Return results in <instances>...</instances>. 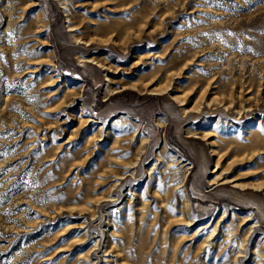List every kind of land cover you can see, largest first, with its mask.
<instances>
[{"label":"rangeland","instance_id":"obj_1","mask_svg":"<svg viewBox=\"0 0 264 264\" xmlns=\"http://www.w3.org/2000/svg\"><path fill=\"white\" fill-rule=\"evenodd\" d=\"M0 264H264V0H0Z\"/></svg>","mask_w":264,"mask_h":264},{"label":"bare ground","instance_id":"obj_2","mask_svg":"<svg viewBox=\"0 0 264 264\" xmlns=\"http://www.w3.org/2000/svg\"><path fill=\"white\" fill-rule=\"evenodd\" d=\"M70 31H73L72 29L70 30ZM179 225H181V226H184L185 228H189V227H192V223L190 222V221H182V222H180V224ZM205 228H207V226L206 227H204V228H202V230H204ZM215 228L212 230V235H213V233L215 232ZM211 235V236H212ZM229 237H232V239H231V241H233V240H237V236H236V233L235 234H230V235H228ZM243 242L244 241H236V243H237V245L238 246H241V248L240 249H242L243 248ZM240 253V252H239Z\"/></svg>","mask_w":264,"mask_h":264}]
</instances>
